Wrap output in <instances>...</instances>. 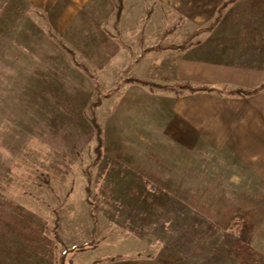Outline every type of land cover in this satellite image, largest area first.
Segmentation results:
<instances>
[{"label": "rangeland", "instance_id": "1", "mask_svg": "<svg viewBox=\"0 0 264 264\" xmlns=\"http://www.w3.org/2000/svg\"><path fill=\"white\" fill-rule=\"evenodd\" d=\"M72 2L0 0V264H264V183L128 81L194 56Z\"/></svg>", "mask_w": 264, "mask_h": 264}, {"label": "crops", "instance_id": "2", "mask_svg": "<svg viewBox=\"0 0 264 264\" xmlns=\"http://www.w3.org/2000/svg\"><path fill=\"white\" fill-rule=\"evenodd\" d=\"M116 1L73 0L71 6L76 5L74 9L78 11L95 3L91 10L95 15L99 11L117 10ZM146 5L150 6L148 10ZM263 9L264 0H122L118 20L114 14L118 27L130 31L136 24L134 15L132 22L128 12H139L137 24L143 25L142 33L145 26L157 23L166 27L160 35L165 44H171L169 37L176 38L178 43L173 45L214 22L213 27L194 36L187 49L164 50L195 58L183 59L181 64L171 67L176 83L216 89L185 92L174 102L173 112L188 123H196L201 137L218 150L228 151L264 183V89L249 96L230 94L264 83V19L255 16ZM139 40L143 41L142 34ZM152 46L155 45L143 50Z\"/></svg>", "mask_w": 264, "mask_h": 264}, {"label": "trees", "instance_id": "3", "mask_svg": "<svg viewBox=\"0 0 264 264\" xmlns=\"http://www.w3.org/2000/svg\"><path fill=\"white\" fill-rule=\"evenodd\" d=\"M121 8H122V0H117V10H118L117 11V20L119 19V16L121 13ZM213 25H214V22L211 23L207 28H199L198 30L192 32L191 34L187 35V37L179 45L158 44V45L152 46L148 49H145V51H149V50H154V51L179 50V51H183L190 46V40L194 36H196L197 34H199L202 31H205L206 29H210L211 27H213ZM128 81L141 83L143 85H151V86H156V87H160L163 89L173 90V91H176L177 94H184L185 92H188L189 94H194L197 92H213L216 90L215 88L208 87V86H202V85H195L194 86L188 82H177L174 85H156V84L152 83L151 81L145 80V79L138 77V76H131L128 79ZM263 89H264V83L260 84L258 87H255V88L249 89V90H241V89L234 90V91H231L230 94H235L238 96H249V95H254V94L258 93ZM92 123L95 126V128L97 129V134H98L100 131H99V127L96 124L94 118L92 119ZM96 152H97V155L100 156L101 152H100L99 145L96 148Z\"/></svg>", "mask_w": 264, "mask_h": 264}]
</instances>
